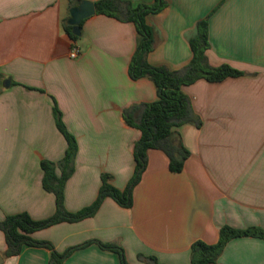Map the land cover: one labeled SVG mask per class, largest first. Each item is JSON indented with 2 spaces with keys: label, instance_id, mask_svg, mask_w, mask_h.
Returning <instances> with one entry per match:
<instances>
[{
  "label": "crops",
  "instance_id": "obj_1",
  "mask_svg": "<svg viewBox=\"0 0 264 264\" xmlns=\"http://www.w3.org/2000/svg\"><path fill=\"white\" fill-rule=\"evenodd\" d=\"M164 1L160 12L145 18L155 38L149 65L184 68L192 57L188 38L205 21L208 63L227 64L244 75L184 86L201 125L175 129L190 154L182 172H169L167 157L149 150L130 209L105 198L94 216L31 235L57 253L99 241L121 246L127 264H146L138 256L189 264L191 245L215 244L222 226L264 228V0ZM78 4L0 0V221L20 213L40 221L55 212L53 194L42 188L40 168L41 161L60 162L66 149L55 126L54 105L77 143L74 172L64 187L68 212L96 200L102 175L120 191L132 177L133 146L140 133L124 123L122 112L156 101V88L146 78L128 76L137 44L132 23L94 14L82 21L77 41L68 38L63 26ZM73 49L78 55L71 59ZM5 251L0 231V264H51L46 248L24 246L10 258ZM63 264L119 260L91 244ZM217 264H264V240L229 241Z\"/></svg>",
  "mask_w": 264,
  "mask_h": 264
},
{
  "label": "trees",
  "instance_id": "obj_2",
  "mask_svg": "<svg viewBox=\"0 0 264 264\" xmlns=\"http://www.w3.org/2000/svg\"><path fill=\"white\" fill-rule=\"evenodd\" d=\"M80 3V0H69ZM96 15L114 18L120 22L132 23L137 34L135 52L128 66V76L131 80L146 78L155 88L157 100L152 103L135 104L122 112L124 123L140 133L133 146L134 171L126 188L122 191L108 183L109 176L102 175L101 186L96 200L88 207L75 213H70L64 206V187L66 181L74 172V159L77 153L75 138L66 130L62 123L61 113L54 105L53 116L55 126L66 142L64 156L57 164L41 161V185L43 190L53 194L55 199L54 214L44 220H32L28 214L20 213L6 216L0 221L6 244L5 258L17 256L24 246L46 248L50 251L51 264L63 262L76 250L96 244L101 250L117 255L119 264H127L124 250L116 243L87 241L72 247L63 253H57L49 242L34 240L31 235L60 223H75L94 216L105 198H110L119 207L130 209L133 203V190L139 183L147 166L149 150H158L168 159V170L178 174L182 172L184 163L189 157L188 150L183 146L175 129L190 124L198 128L201 121L194 113L189 98L182 88L198 80L210 83L221 82L227 78L244 75L243 72L227 64L212 67L208 63L206 51L209 48L207 24L201 21L196 25L194 33L189 36L188 43L192 52L190 62L181 70L171 71L163 66H151L147 63V55L155 47L154 29L146 23V16L160 12L165 6L164 0H154L150 6L132 5L126 0H99L93 3ZM82 23V22H81ZM80 23V25H81ZM68 38L75 42L79 36L72 33L73 27L67 22L63 26ZM80 28V26H79ZM56 169L60 171L56 175ZM236 238H256L264 240V228L248 227L236 229L222 226L218 232V241L209 245L201 241L194 242L190 247L189 264H217V259L226 244ZM146 264H160L154 257L138 256Z\"/></svg>",
  "mask_w": 264,
  "mask_h": 264
},
{
  "label": "water",
  "instance_id": "obj_3",
  "mask_svg": "<svg viewBox=\"0 0 264 264\" xmlns=\"http://www.w3.org/2000/svg\"><path fill=\"white\" fill-rule=\"evenodd\" d=\"M95 14V8L93 3L88 1H81L77 6L72 7L69 10V18L67 20V24L73 27L72 33L75 36L80 35V23L93 16ZM9 84V80L6 79L2 83L3 88H7Z\"/></svg>",
  "mask_w": 264,
  "mask_h": 264
},
{
  "label": "built area",
  "instance_id": "obj_4",
  "mask_svg": "<svg viewBox=\"0 0 264 264\" xmlns=\"http://www.w3.org/2000/svg\"><path fill=\"white\" fill-rule=\"evenodd\" d=\"M77 55H78V50H77V49H73V50L70 52V58H71V59L76 58Z\"/></svg>",
  "mask_w": 264,
  "mask_h": 264
}]
</instances>
